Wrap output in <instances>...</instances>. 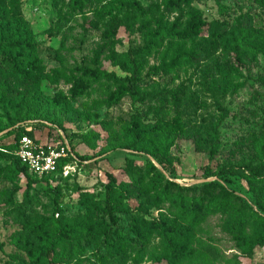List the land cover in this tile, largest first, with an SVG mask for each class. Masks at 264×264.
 <instances>
[{"label": "rangeland", "instance_id": "rangeland-1", "mask_svg": "<svg viewBox=\"0 0 264 264\" xmlns=\"http://www.w3.org/2000/svg\"><path fill=\"white\" fill-rule=\"evenodd\" d=\"M18 1L36 54L22 80L10 73L13 53H0V148L18 132L44 153L66 148L86 161L66 163L52 189H27L10 160H0V264L32 262L55 236L52 264H264V246H243L220 213L187 216L190 200L221 195L184 189L235 168L225 179L251 203L243 171L260 165L264 148V49L252 42L264 35V5ZM159 27L177 36L146 47ZM245 32L246 51L237 46ZM131 61L141 103L104 75L130 76ZM132 124L140 143L127 149ZM107 175L115 178L112 219Z\"/></svg>", "mask_w": 264, "mask_h": 264}, {"label": "trees", "instance_id": "trees-1", "mask_svg": "<svg viewBox=\"0 0 264 264\" xmlns=\"http://www.w3.org/2000/svg\"><path fill=\"white\" fill-rule=\"evenodd\" d=\"M166 3L175 2V3H199L203 0H164ZM262 5H264V0H258ZM133 0H129V3H132ZM248 33L245 32L244 35L240 38L237 46L246 51L250 48L249 43L246 41ZM177 36L175 30L167 27H159L155 32L150 35L146 41V47L151 43H154L156 40L165 38L172 39ZM253 43L257 44L255 49L256 52H262L264 49V35L258 36L252 40ZM12 52L14 56H11L10 61L12 63L11 74L16 76L19 79L27 80L28 73L31 72V66L34 61V55L36 54V44L34 42L32 32L30 28L26 25L23 20V16L20 10V5L18 0H0V53ZM130 60V58H129ZM131 66L130 76L120 78L116 77L114 74H106L107 78L112 79L120 85L119 89L122 93H126L133 99L134 102L141 103L144 99V95L140 93V78L138 66L135 62H129ZM138 118L132 117L133 123ZM23 134L14 133L12 134V140L8 144L7 150H2L0 148V160L9 159L10 162L14 165V171L17 174H20L26 180V188L30 189L32 185L37 183H43L49 188L52 189L51 178L55 174L59 173L60 170L66 165V163H83L86 159L76 158L75 156H69L61 160L58 164L57 170L49 175L37 178L33 175L28 174L26 168L13 156V152L17 148V142ZM130 135L133 139L132 143L126 148L131 149L135 148L136 145L140 143L139 133L134 124L130 127ZM120 148V147H118ZM114 148L113 150H115ZM123 149V148H122ZM6 151V152H5ZM9 152V153H7ZM101 155V154H100ZM260 155V165L251 167L247 166L244 168V179L249 188L253 193V198L250 199L251 203L241 200L240 198L234 196V192L225 179V176L228 173H233L235 168H226L222 167L215 174V177L218 180L213 182H206L198 185H193L186 190H195L198 188H203L208 190L211 193H218L221 195V200H217L215 197L208 198L206 200L197 199L190 200L187 203L188 212L187 216L191 217L194 215L195 209H202L203 214L209 215L213 213H220L226 218L228 227L230 231L238 233L244 239L242 244L247 248H253L258 246H264V199H261L262 196L260 192L264 188V148L259 152ZM108 184L106 186V210L108 212L109 218L112 219L111 208L113 206L111 200L112 190L115 187V178L112 175H107ZM260 191V192H259ZM231 198L236 199L241 203V206L235 208L231 202ZM176 203H183L184 200L181 195H176L174 197ZM203 201H206V206H203ZM54 212L58 213L59 207L57 205V198H54ZM185 214V212H183ZM59 229H62V226L59 225ZM59 230V231H60ZM62 231V230H61ZM58 236L50 238L47 242L44 250L41 251L40 255L36 257L32 262L28 264H39L41 259L46 262V264H52L50 260L51 253L53 251L54 245L58 240ZM2 249V244L0 243V251ZM251 251L248 250L250 255ZM23 264H26L23 262Z\"/></svg>", "mask_w": 264, "mask_h": 264}, {"label": "built area", "instance_id": "built-area-1", "mask_svg": "<svg viewBox=\"0 0 264 264\" xmlns=\"http://www.w3.org/2000/svg\"><path fill=\"white\" fill-rule=\"evenodd\" d=\"M13 156L26 168L28 174L37 178L54 173L59 162L69 157L66 148L44 153L42 147L36 146L34 141L26 134L20 136ZM67 168V166L63 167V169Z\"/></svg>", "mask_w": 264, "mask_h": 264}]
</instances>
